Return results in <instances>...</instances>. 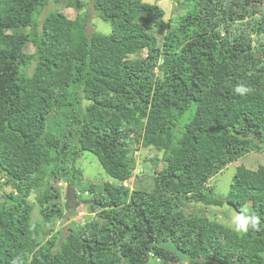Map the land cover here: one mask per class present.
I'll list each match as a JSON object with an SVG mask.
<instances>
[{
    "label": "trees",
    "instance_id": "1",
    "mask_svg": "<svg viewBox=\"0 0 264 264\" xmlns=\"http://www.w3.org/2000/svg\"><path fill=\"white\" fill-rule=\"evenodd\" d=\"M57 1L0 0V264H264V165H237L225 196L210 184L264 151V0H173L167 20L156 3L92 0L108 33L89 30L85 0L72 17ZM138 147L156 152L142 174ZM83 150L116 182H85ZM60 180L86 205L65 233L50 227L68 217ZM185 203L246 205L261 231Z\"/></svg>",
    "mask_w": 264,
    "mask_h": 264
},
{
    "label": "rangeland",
    "instance_id": "2",
    "mask_svg": "<svg viewBox=\"0 0 264 264\" xmlns=\"http://www.w3.org/2000/svg\"><path fill=\"white\" fill-rule=\"evenodd\" d=\"M69 0H58L56 3V8L62 10L67 16L72 17L74 15V9L68 5ZM86 6L85 8L89 9L90 12V22L89 30H96L101 31L104 33H108L111 30L110 24L108 22L103 21L99 17H96L95 12L92 9V0H85ZM150 3L158 4L164 11L163 18L165 20L168 19L169 16L175 14L174 6L175 3L173 0H144ZM48 6L44 9L46 11ZM93 24V25H92ZM24 51L31 53L34 51V46L32 43H27L24 47ZM159 155L160 153L157 152ZM136 158V167L135 172L142 174V172L147 171V167H151L150 156L156 155L154 150L137 148L134 152ZM239 164H243L248 168H256L258 165H264V151L257 152V151H250L247 154L241 156L235 161L229 163L225 168L220 170L218 173L213 175L210 179V184L213 186L214 193L218 196H225L227 194V190L229 188L230 180L234 174L236 166ZM76 165L82 170L83 180L85 182H95V183H102L106 180L115 183V179L110 177L105 170L103 169L102 165L96 158L94 154L87 150H83L80 157L76 160ZM144 174V173H143ZM64 181H59L57 186L59 188L64 189L67 184L65 185ZM81 191L78 189V194ZM85 204L78 201L76 207L71 208L69 207L68 217L63 218L60 220H56L53 224L50 225L51 232H54L57 229H61L66 231V226L71 224L72 221H79L80 223L83 222L84 218L81 219V214H86ZM183 208L185 210H189L192 212L199 213L203 216H206L210 219H216L224 224L228 225L230 222V217L236 212L232 209H229L227 205L222 206H213V205H203L201 203H191V204H184ZM186 211V212H187ZM226 211V212H225ZM33 218H38V212L35 209L33 211ZM59 240V239H58ZM148 264H158L153 258L150 259Z\"/></svg>",
    "mask_w": 264,
    "mask_h": 264
},
{
    "label": "clouds",
    "instance_id": "3",
    "mask_svg": "<svg viewBox=\"0 0 264 264\" xmlns=\"http://www.w3.org/2000/svg\"><path fill=\"white\" fill-rule=\"evenodd\" d=\"M253 91H254L253 88L242 83L236 85V87L234 88V92L241 97L246 96L252 93ZM64 201H65V197H64ZM83 215L85 214H81V216ZM261 224H262L261 217L256 215L255 213L249 212L247 206L245 205L242 206L239 211L235 212L230 217V222L228 223L227 227L238 235H247L250 231L260 232ZM13 264H23V262L19 257H17L16 259L13 260Z\"/></svg>",
    "mask_w": 264,
    "mask_h": 264
},
{
    "label": "water",
    "instance_id": "4",
    "mask_svg": "<svg viewBox=\"0 0 264 264\" xmlns=\"http://www.w3.org/2000/svg\"><path fill=\"white\" fill-rule=\"evenodd\" d=\"M64 197H65L64 205L66 208L68 207L74 208L77 206L78 199L75 194L73 186L70 185L66 186ZM147 237H148V243L155 242V244L158 247L176 253L178 258H180L182 261H185L187 259V253L183 249L179 248L172 240L166 239V240L154 241V239L151 236L147 235Z\"/></svg>",
    "mask_w": 264,
    "mask_h": 264
},
{
    "label": "built area",
    "instance_id": "5",
    "mask_svg": "<svg viewBox=\"0 0 264 264\" xmlns=\"http://www.w3.org/2000/svg\"><path fill=\"white\" fill-rule=\"evenodd\" d=\"M122 185L124 187L129 188V189H132V183L129 180H127V179L122 181Z\"/></svg>",
    "mask_w": 264,
    "mask_h": 264
}]
</instances>
